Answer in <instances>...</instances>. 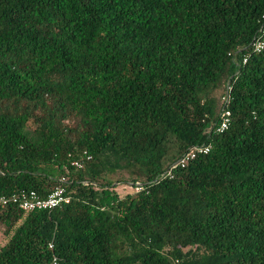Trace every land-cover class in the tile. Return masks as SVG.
<instances>
[{
	"label": "trees",
	"instance_id": "trees-1",
	"mask_svg": "<svg viewBox=\"0 0 264 264\" xmlns=\"http://www.w3.org/2000/svg\"><path fill=\"white\" fill-rule=\"evenodd\" d=\"M263 24L264 0H0V196L70 197L0 207V264H264Z\"/></svg>",
	"mask_w": 264,
	"mask_h": 264
},
{
	"label": "built area",
	"instance_id": "built-area-1",
	"mask_svg": "<svg viewBox=\"0 0 264 264\" xmlns=\"http://www.w3.org/2000/svg\"><path fill=\"white\" fill-rule=\"evenodd\" d=\"M249 47L250 50L254 53H260L264 51V24L259 29V35L252 40ZM245 60L246 58L243 59V62H245ZM228 90L229 86L227 84L226 91ZM224 100L226 103L228 101V96H225ZM229 121L230 112L228 110H224L221 114L219 125L216 127V132H223L228 127ZM210 148V144L194 146L191 150L184 153L181 158L171 167H169V169L165 173L161 174L158 180L167 178L171 179L176 168H184L197 156L208 153ZM90 158V156L85 155L86 160H89ZM83 164L84 161L82 159H76L70 162V165L75 168H82ZM60 182L64 183L65 178L61 177ZM132 189L135 192H138L142 189V186L140 184H136L135 186H132ZM69 201L70 197L66 194L64 187L61 185H56L44 197L38 195L35 191L21 192L20 194L11 196H0V207H4L9 203H14L24 212L49 211L61 206L64 203H68ZM51 247L52 245H49V248Z\"/></svg>",
	"mask_w": 264,
	"mask_h": 264
},
{
	"label": "rangeland",
	"instance_id": "rangeland-1",
	"mask_svg": "<svg viewBox=\"0 0 264 264\" xmlns=\"http://www.w3.org/2000/svg\"><path fill=\"white\" fill-rule=\"evenodd\" d=\"M131 191H133L131 186H123V187L120 186L118 188V192L121 196H123L125 193L131 192ZM5 242H6V238L3 235L2 231L0 230V246L4 245Z\"/></svg>",
	"mask_w": 264,
	"mask_h": 264
}]
</instances>
